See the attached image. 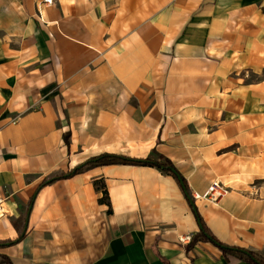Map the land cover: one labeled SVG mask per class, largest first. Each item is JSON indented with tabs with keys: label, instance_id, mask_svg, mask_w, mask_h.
I'll return each instance as SVG.
<instances>
[{
	"label": "crops",
	"instance_id": "obj_1",
	"mask_svg": "<svg viewBox=\"0 0 264 264\" xmlns=\"http://www.w3.org/2000/svg\"><path fill=\"white\" fill-rule=\"evenodd\" d=\"M102 153L264 259V0H0V264H251Z\"/></svg>",
	"mask_w": 264,
	"mask_h": 264
},
{
	"label": "trees",
	"instance_id": "obj_2",
	"mask_svg": "<svg viewBox=\"0 0 264 264\" xmlns=\"http://www.w3.org/2000/svg\"><path fill=\"white\" fill-rule=\"evenodd\" d=\"M64 140L66 144L69 143V135L66 133L64 135ZM107 164H132V165H147V166H155L161 169L163 172L171 174L174 176L180 185L184 189V192L190 202L192 210L195 214L196 220L199 225V231L194 234L188 245L191 246L196 241H209L213 243L215 246L222 250L224 258L228 262L234 261H245L251 264H264V259H262L256 252L252 250H247L237 246H230L220 242L210 231V229L206 226L202 217L198 213L196 207L193 204V198L191 196V192L187 187V183L185 179L180 175V173L176 170L174 164L170 159L163 156L162 154H157V159H152L151 157L146 158H135L122 154L115 153H102L96 156H93L86 160L85 162L78 164L71 168L69 171L65 173H52L46 176L40 183V186L45 185L47 183L53 182L56 179L71 177L77 173H80L86 169H89L96 165H107ZM174 170V171H173ZM97 185V182H95ZM105 192V191H104ZM106 193V192H105ZM103 200V199H101ZM5 259V258H4ZM6 264H11L8 259L4 260Z\"/></svg>",
	"mask_w": 264,
	"mask_h": 264
},
{
	"label": "built area",
	"instance_id": "obj_3",
	"mask_svg": "<svg viewBox=\"0 0 264 264\" xmlns=\"http://www.w3.org/2000/svg\"><path fill=\"white\" fill-rule=\"evenodd\" d=\"M45 4H52V0H43ZM230 187L227 186L226 184L220 182L219 180H213L208 188L205 190L203 193H197L193 192L191 194L193 200H201V201H206L210 203H217L219 202L222 198H224L228 193H229ZM1 202L2 200L0 199V215L2 214V208H1ZM182 239H191V236H185Z\"/></svg>",
	"mask_w": 264,
	"mask_h": 264
},
{
	"label": "bare ground",
	"instance_id": "obj_4",
	"mask_svg": "<svg viewBox=\"0 0 264 264\" xmlns=\"http://www.w3.org/2000/svg\"><path fill=\"white\" fill-rule=\"evenodd\" d=\"M0 212H1V210H0Z\"/></svg>",
	"mask_w": 264,
	"mask_h": 264
},
{
	"label": "water",
	"instance_id": "obj_5",
	"mask_svg": "<svg viewBox=\"0 0 264 264\" xmlns=\"http://www.w3.org/2000/svg\"><path fill=\"white\" fill-rule=\"evenodd\" d=\"M174 171V170H173Z\"/></svg>",
	"mask_w": 264,
	"mask_h": 264
}]
</instances>
